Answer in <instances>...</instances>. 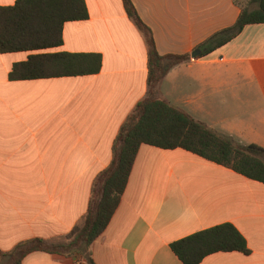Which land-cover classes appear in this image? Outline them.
Masks as SVG:
<instances>
[{
	"label": "crops",
	"instance_id": "1",
	"mask_svg": "<svg viewBox=\"0 0 264 264\" xmlns=\"http://www.w3.org/2000/svg\"><path fill=\"white\" fill-rule=\"evenodd\" d=\"M16 0H0V6ZM48 52L98 54L94 74L11 80L34 52L0 53V264L20 243L66 240L112 160L116 135L147 95L148 53L122 0H84ZM159 54L191 53L232 25L233 0H131ZM159 98L213 130L264 149V23L172 67ZM222 223L248 254L215 252L199 264H264V183L182 148L138 147L120 201L89 247L94 264H182L170 244ZM20 264H89L79 251H32Z\"/></svg>",
	"mask_w": 264,
	"mask_h": 264
},
{
	"label": "trees",
	"instance_id": "2",
	"mask_svg": "<svg viewBox=\"0 0 264 264\" xmlns=\"http://www.w3.org/2000/svg\"><path fill=\"white\" fill-rule=\"evenodd\" d=\"M128 18L144 38L148 53L147 95L120 127L112 146V160L95 181L87 212L66 240L46 244L32 239L5 254L8 264H20L32 251L85 254L107 226L127 183L141 144L162 149L182 148L206 160L232 169L249 179L264 183V149L242 144L194 119L157 95V87L168 71L191 59L189 53H158L150 28L141 20L131 0H122ZM239 14L235 22L222 28L196 46L205 56L235 38L246 25L264 23V0H233ZM88 17L84 0H16L0 6V53L34 52L13 65L11 80L94 74L100 70L98 54L54 52L62 44V27L67 21ZM182 264H199L215 252L238 251L248 254L244 237L230 223L200 230L170 244ZM0 256L2 254L0 253Z\"/></svg>",
	"mask_w": 264,
	"mask_h": 264
},
{
	"label": "water",
	"instance_id": "3",
	"mask_svg": "<svg viewBox=\"0 0 264 264\" xmlns=\"http://www.w3.org/2000/svg\"><path fill=\"white\" fill-rule=\"evenodd\" d=\"M201 53V50L200 49H194L191 53H190V55H191V57H195V56H197V55H199Z\"/></svg>",
	"mask_w": 264,
	"mask_h": 264
},
{
	"label": "rangeland",
	"instance_id": "4",
	"mask_svg": "<svg viewBox=\"0 0 264 264\" xmlns=\"http://www.w3.org/2000/svg\"><path fill=\"white\" fill-rule=\"evenodd\" d=\"M241 1V0H240Z\"/></svg>",
	"mask_w": 264,
	"mask_h": 264
}]
</instances>
